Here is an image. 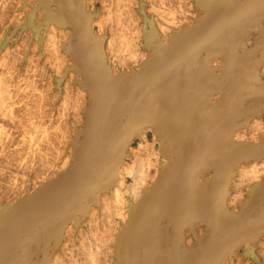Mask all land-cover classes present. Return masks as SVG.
<instances>
[{
    "label": "water",
    "instance_id": "obj_1",
    "mask_svg": "<svg viewBox=\"0 0 264 264\" xmlns=\"http://www.w3.org/2000/svg\"><path fill=\"white\" fill-rule=\"evenodd\" d=\"M33 1L21 29L37 43L50 27L70 32L61 51L71 65L55 82L59 89L72 73L86 108L66 170L0 207V264H49L69 225L81 228L116 185L131 145L143 142L147 130L159 144L156 175L128 205L115 264H228L235 258L264 264L255 247L264 238V176L245 189L238 212L226 205L239 168L264 160V139L233 140L264 116V0H193L192 25L167 42L147 4L137 0L147 57L116 74L107 64L105 36L93 31L98 12L86 11L87 0Z\"/></svg>",
    "mask_w": 264,
    "mask_h": 264
},
{
    "label": "rangeland",
    "instance_id": "obj_2",
    "mask_svg": "<svg viewBox=\"0 0 264 264\" xmlns=\"http://www.w3.org/2000/svg\"><path fill=\"white\" fill-rule=\"evenodd\" d=\"M32 1L33 0H5V1L0 0V110H1L0 131L1 132L3 131L2 133H0V141H2V144L0 142V207L14 205L24 195H26L27 193L35 192L38 189L39 185L55 179L59 173L66 170L70 162L69 156L71 154V148L69 147V143L71 141V137L74 135V127H79L82 123V117L80 112L83 109L82 107H84L83 105L85 100L81 99L79 96L80 94L79 91L81 92L83 91L77 88L73 84L72 81L73 74L70 73L69 75H67L68 78L63 83L64 85L62 84L59 89H57V85L55 82V79L63 78L65 68L71 65V62L68 59V57L61 51L62 44H66L68 38V36H65V34H63L65 33V30H58L54 27H50L51 29H49L46 33L45 32L41 33V38L43 39L39 44L37 43L36 39L33 37L31 31L27 29L25 30L21 29L26 22V14L29 13L34 8V1L33 2ZM100 1L102 0L86 1L87 12H91V13L98 12L99 14V16L97 15V18L93 21L94 33L97 36L105 35L106 41L112 39V37H113L112 41L116 40L117 37V41H114V43L120 40L119 45H121V43L122 45L124 43L126 44L128 43L127 45L129 47H130L129 44H132L134 38L136 39L137 37H139L141 44L139 53L141 54L139 53L138 54L145 55V59H146L147 54L146 52L143 51V42H142V32H143L142 19L139 17V15L136 12V10L138 9L137 0H126V2L128 1L126 3L127 6L126 4H124L125 0L124 2L123 0H118V2L116 0H106V1L103 0L102 4ZM108 1H110L111 4H114L116 2L117 6L116 3L113 6L110 5ZM143 1L145 4H147L146 12L148 16L154 19L156 26L159 25L168 28L164 41H167L166 39H168V36L171 33L177 32L179 31V29L190 26L193 23L192 19L196 17V13L193 11V5H192L193 0H143ZM106 6H108V8L110 7L109 11L108 8L106 9ZM121 10L123 12H121ZM109 12L111 14L108 15V18L110 17L108 20H110L111 18L113 19L109 21L110 23L107 22L106 25L102 26L103 24L101 22L102 18H105ZM128 13L130 14V16L128 15ZM113 15L116 19L113 17ZM159 15L161 18H159ZM119 18H124V19L126 18L125 19L126 21H123L124 19L120 20ZM130 19L134 20L133 21L134 23H131L132 21L130 22ZM188 21L190 23H187ZM115 22L116 23L118 22L117 25H115L116 24ZM38 23H40V14L37 15L35 26L36 25L38 26L39 25ZM116 26L119 27L116 28ZM137 26L139 29L137 28ZM131 28H133L132 31ZM111 30L112 32H110ZM122 30L124 31L122 32ZM116 31L121 34L118 35ZM47 34H49V36L52 37L53 40H55V42H58L59 56L61 58L64 56L62 58L63 60L62 63L67 61L65 62V66L63 63L62 65L63 68L57 72L54 69L50 68L49 62L47 60L46 46H45L47 41L46 39ZM122 35H124L125 37ZM119 37L120 39H118ZM122 38L126 40L124 41ZM33 42L34 44H32ZM126 44H124L125 46L123 45V47L128 49L129 47L128 46L126 47ZM105 48L106 47H104V53L106 56L107 64L111 67V71L113 72L115 71L114 73L112 72L113 74H116L117 70L121 72L126 71L127 73H129L131 69L138 68L145 61L144 60L139 62L138 58H137L138 60L132 58L133 60L132 59L127 60V62L125 61V63L123 64H120L117 61H115L116 65L120 64L119 66H115L114 64H112V62L115 60V58L113 57V53L112 52L109 53L110 50L109 51L108 49L105 50ZM125 48L123 49L121 46V49H123V51L125 50ZM31 62L34 64H32ZM8 75L10 76L9 78ZM4 80H6L5 83ZM2 85L3 87L1 88ZM1 90L2 93L5 92L6 90V94L4 93L2 94ZM21 93L24 95H22ZM2 96L8 98L7 99H5L4 97L1 98ZM75 99L78 101H76ZM8 104H10V106ZM3 105L4 107L1 108ZM1 113L3 114L1 115ZM3 115L6 116L3 117ZM259 120L260 121L262 120L261 122L264 123V118ZM76 122H78V124ZM36 126L37 129L35 128ZM34 128L35 130H32ZM37 133L40 135H38ZM246 134L247 135H245V141L242 142L260 143L264 139V136L261 137L260 140L254 139L253 132L251 133L250 137H249L250 133L248 131L246 132ZM148 143L152 144L153 142L151 141V139H149ZM150 148L152 149V151ZM148 150L149 153H151V155L149 154L150 156L148 158V160H150L151 162L150 164H152V168L149 172V181H151L154 177V173L156 172V166H157L156 161L158 160L157 145L153 143L152 146L148 148ZM129 152H131L132 157L125 161L126 162L125 164L127 165H131L136 159H138L139 157H145L146 155V154L145 155L141 154V150L139 149L138 144H134L132 149L129 150ZM66 157L68 159V164L64 165ZM62 162H64L63 165ZM252 164L253 163H251L250 165ZM250 165L248 164L247 166L246 165L244 166L249 167ZM263 168L264 167H262L261 170ZM263 176L264 174L260 176L257 182ZM235 180L232 182L230 187V195L232 194V196L238 195V193L236 194L235 189L231 190V188L233 187L232 185L236 184ZM257 182L254 183L252 182L251 184H247V186L244 187L242 196L239 199L238 203L233 207L234 209L232 207H228V202L229 199L231 198V196L229 195L226 204L228 210L231 212H238L239 205L245 199V189L254 185ZM126 183L127 184L130 183L129 178H127ZM111 190L104 193V195L108 194ZM129 204H133V203H129ZM84 226L87 229L85 230L84 227L82 226L81 228L76 230V234L70 231L67 232V242L69 240L68 237H70V239H74L75 237L76 238L80 237L79 233H86V231L89 230L88 228L89 226L87 224ZM255 247H256L257 256L259 257L261 262L264 263V244L260 245L259 242ZM237 254H242V251H239ZM228 264H253V263L250 260H245L243 258H235Z\"/></svg>",
    "mask_w": 264,
    "mask_h": 264
},
{
    "label": "bare ground",
    "instance_id": "obj_3",
    "mask_svg": "<svg viewBox=\"0 0 264 264\" xmlns=\"http://www.w3.org/2000/svg\"><path fill=\"white\" fill-rule=\"evenodd\" d=\"M5 1V0H4ZM103 1V0H102ZM102 1L101 4H102ZM106 1V0H105ZM118 2V0H116ZM26 2V1H25ZM33 2V1H32ZM31 2V3H32ZM110 3V1H108ZM124 2V0H123ZM128 2V1H127ZM126 0H125V3H127ZM134 2V1H133ZM152 2V1H151ZM155 2V1H154ZM107 3V2H106ZM116 3V2H115ZM114 4H111L110 5H115ZM108 4V3H107ZM123 4V3H122ZM103 5H104V2H103ZM109 5V4H108ZM119 5V4H118ZM130 5V4H129ZM6 6V5H5ZM101 6V5H100ZM111 6V7H112ZM116 6H117V3H116ZM127 6V4H126ZM158 6V5H157ZM27 7V6H26ZM121 7V6H120ZM155 7V6H154ZM108 8V6H106V9ZM110 8V7H109ZM108 8V11L110 10ZM115 8V7H114ZM125 8V7H124ZM87 9V8H86ZM117 9V8H116ZM123 9V8H122ZM118 10V9H117ZM131 10V9H130ZM152 10V9H151ZM156 10V9H155ZM87 11V10H86ZM99 11V10H98ZM157 11V10H156ZM28 12V11H27ZM106 12V10H105ZM121 12H123L121 10ZM166 12V11H165ZM115 13V11H114ZM126 13V12H125ZM111 13L109 12L107 14V19L106 17L105 18H102V26L106 25L107 22L110 23L109 21L112 20L113 18H111L110 20H108V15H110ZM119 14V13H118ZM117 14V15H118ZM121 14V13H120ZM159 14V13H158ZM163 14V12H162ZM172 14V13H170ZM169 14V15H170ZM193 14V13H192ZM4 15V14H3ZM101 15V14H100ZM116 15V16H117ZM125 15V14H124ZM128 15L130 16V14L128 13ZM99 16V14H98ZM104 16V15H103ZM119 16V15H118ZM117 16V17H118ZM121 16V15H120ZM126 16V15H125ZM166 16V15H165ZM114 17V15H113ZM123 17V16H122ZM194 17V16H193ZM97 18V17H96ZM115 18V17H114ZM131 18V17H130ZM159 18L160 15H159ZM171 18V17H170ZM195 18V17H194ZM193 18V19H194ZM10 19V18H9ZM116 19V18H115ZM120 20L121 19H124V18H119ZM126 19V18H125ZM123 20V21H126V20ZM164 19V18H163ZM193 19H192V22H193ZM100 20V19H99ZM18 21V20H17ZM114 21V20H113ZM112 21V22H113ZM128 21V19H127ZM132 21V22H131ZM134 20H131L130 19V22L131 23H134L133 22ZM136 21V20H135ZM139 21V20H138ZM169 21V20H168ZM176 21V20H175ZM186 21V20H185ZM119 22V21H118ZM117 22V23H118ZM164 22V21H163ZM191 22V23H192ZM116 23V22H115ZM117 23L115 25H117ZM129 23V22H128ZM130 23V24H131ZM158 23V22H157ZM187 23H190L189 21ZM39 24V23H38ZM114 24V23H113ZM121 24V22H120ZM168 24V23H167ZM123 25V24H122ZM127 25V23H126ZM181 25V24H180ZM192 25V24H191ZM190 25V26H191ZM37 26V25H36ZM125 26V25H124ZM168 26V25H167ZM14 27V26H13ZM119 27V26H116V28ZM132 27V26H131ZM135 27V25H134ZM158 31H159V34L161 36V40L163 42H167L169 40V36H168V39H166L167 41H164L165 40V35L167 33V29L168 28H165L163 26H159L157 25L156 26ZM122 28V27H121ZM127 28V27H125ZM138 28V26H137ZM14 29V28H13ZM51 29V28H49ZM104 29V27H103ZM112 29V28H111ZM133 28H131V31H132ZM139 29V28H138ZM171 29V28H170ZM53 30V29H52ZM94 30V29H93ZM115 30V29H114ZM118 30H121V29H118ZM180 30V29H179ZM8 31V30H7ZM13 31V30H12ZM124 30H122L123 32ZM127 31V30H126ZM125 31V33H126ZM129 31V30H128ZM112 32V30L110 31ZM115 32V31H113ZM117 32V31H116ZM134 32V31H133ZM136 32V31H135ZM19 33V32H18ZM29 33V32H28ZM63 33V32H62ZM98 33V32H97ZM102 33V32H101ZM124 33V34H125ZM21 34V33H20ZM61 34V33H60ZM59 34V36H60ZM65 36H69L70 35V32L69 31H65ZM117 34H121L119 32H117ZM116 34V35H117ZM139 34V33H138ZM143 34V32H142ZM8 35V34H7ZM26 35V34H25ZM112 35V34H111ZM110 35V37H111ZM130 35V34H129ZM63 36V35H62ZM105 36V35H103ZM124 36V35H122ZM127 36V34H126ZM133 36V35H132ZM131 36V37H132ZM138 36V35H136ZM7 37V36H6ZM5 37V38H6ZM54 37V36H53ZM125 37V36H124ZM129 37V36H128ZM135 37V36H134ZM14 38V37H13ZM106 38V37H105ZM133 38V37H132ZM131 38V39H132ZM43 39V38H42ZM47 41H46V54H47V60L49 62V65H50V68L51 69H54L56 72L59 71L60 69H62V65L64 63V66H65V62L62 63V58L64 57H60L59 56V53H58V49H59V44L58 42H55V40H53L52 37L49 36V34H47V37H46ZM55 39V38H54ZM62 39V38H61ZM64 39V38H63ZM113 39V37H112ZM112 39L106 41L105 39V42H104V47L105 50L108 49L109 53L112 52L113 53V57L115 58V60L112 62V64H114L115 66H119L120 64H123L125 63V61L127 62V60H131L132 58L133 59H139V62L141 61H144L145 60V55H139L141 53H139V50H140V40H139V37H137L136 39L134 38L132 44H129L130 47L126 44V47L128 46L129 48H125L123 47L122 43L121 45H119V42L120 40H118V42H115L114 41H117V37H116V40H113ZM120 39V37L118 38ZM124 40V38H122ZM121 39V40H122ZM128 39V38H127ZM130 39V40H131ZM5 40V39H4ZM126 40V39H125ZM124 40V41H125ZM26 41V40H25ZM57 41V40H56ZM129 42V41H128ZM11 43V42H10ZM114 43V44H113ZM130 43V42H129ZM249 43V42H248ZM34 44V42L32 43ZM40 44V43H39ZM2 46V45H1ZM5 46V45H4ZM121 46L122 48L125 50L123 51V49H121ZM125 46V45H124ZM32 47V46H31ZM35 47V46H34ZM18 48V47H17ZM45 48V47H44ZM28 51V50H27ZM40 51V50H39ZM18 53V51H17ZM27 53V52H26ZM108 53V55H109ZM126 53V54H125ZM139 53V54H138ZM11 55V54H10ZM107 55V56H108ZM15 56V55H14ZM136 56V58H135ZM38 58V57H37ZM132 59V60H133ZM137 59V60H138ZM5 60V59H4ZM115 61H117L118 63H120L119 65H116ZM23 62V61H22ZM135 62V61H134ZM5 63V62H4ZM32 63V62H31ZM34 64V63H32ZM28 65V64H27ZM42 65V64H41ZM125 65V64H124ZM69 66V65H68ZM6 67V66H5ZM27 67V66H26ZM25 68V67H24ZM8 69V68H7ZM14 69V68H13ZM37 69V68H36ZM113 69V68H112ZM264 69V68H263ZM263 71V70H262ZM55 72V74H56ZM113 72V71H112ZM115 72V71H114ZM113 72V73H114ZM126 72V71H125ZM3 73V72H2ZM60 73V72H58ZM262 73V72H261ZM62 74V73H61ZM264 74V73H263ZM3 76V75H2ZM1 76V77H2ZM49 76V75H48ZM60 76V75H59ZM261 76V75H260ZM10 76L8 75V78ZM6 78V79H8ZM12 78V77H11ZM71 78V77H70ZM5 79V78H3ZM54 79V78H53ZM6 80H4V83H5ZM68 81V80H67ZM8 83V82H7ZM6 83V85H7ZM12 83V82H11ZM64 85V84H63ZM72 85V84H71ZM5 86V85H4ZM9 86V85H8ZM66 86V84H65ZM3 87V85L1 86V88ZM6 87V86H5ZM18 87V86H17ZM26 87V86H25ZM16 88V87H14ZM50 88V87H49ZM62 88V87H61ZM78 88V87H77ZM5 89V88H4ZM28 89V88H27ZM55 89V88H54ZM3 90V89H2ZM2 90H1V93H2ZM20 90V89H19ZM15 91V90H14ZM18 91V90H17ZM38 91V90H37ZM69 91V89H68ZM64 92V91H63ZM66 92V91H65ZM4 94H6V90L5 92H3ZM2 93V94H3ZM38 93V92H37ZM79 96L81 99L85 100L84 101V107H82L83 109L86 108V93L85 92H81L79 91ZM1 94V95H2ZM9 94V93H8ZM22 94V93H21ZM17 95V94H16ZM24 95V94H22ZM40 95V94H39ZM9 96V95H7ZM6 96V97H7ZM78 96V94H77ZM4 96H2L1 98H3ZM17 97V96H16ZM34 97V96H33ZM40 97V96H38ZM5 98V97H4ZM8 98V97H7ZM5 98V99H7ZM10 98V97H9ZM13 98V97H11ZM20 98V97H19ZM39 99V98H38ZM37 99V100H38ZM67 99V98H66ZM3 100V99H2ZM11 100V99H10ZM76 100V99H75ZM81 100V101H83ZM8 101V100H7ZM23 101V100H21ZM65 101V100H64ZM63 101V102H64ZM78 101V100H76ZM10 102V101H9ZM18 102V101H17ZM13 103V102H11ZM21 103V102H20ZM3 104V103H2ZM6 104V103H5ZM64 104V103H63ZM62 104V105H63ZM83 104V103H82ZM10 106V104H8ZM14 105V104H13ZM60 106V105H59ZM4 105L1 107L3 108ZM13 107V106H12ZM11 107V108H12ZM66 107V106H64ZM75 107V106H74ZM78 107V106H77ZM81 107V106H80ZM82 109V110H83ZM5 110V109H4ZM71 110V109H70ZM81 110V111H82ZM1 111V110H0ZM3 111V110H2ZM11 111V110H10ZM7 112V111H6ZM5 112V113H6ZM12 112V111H11ZM41 112V111H40ZM77 112V111H76ZM38 113V112H37ZM3 113H1L2 115ZM36 114V113H35ZM40 114V113H39ZM6 116V115H5ZM3 115V117H5ZM11 116V115H10ZM37 116V115H36ZM11 118V117H9ZM72 119V118H71ZM259 119H254L252 120L248 127L243 129V130H240L238 132L235 133L234 137H233V140L235 142H242V141H245V135L246 132L248 131L250 133L249 137L251 136V133L253 132L255 134H253V138L254 139H261V137L264 136V123H262L260 120L258 121ZM11 121V120H10ZM42 121V120H41ZM78 124V122H76ZM36 125V124H35ZM40 125V124H39ZM33 126V125H32ZM31 126V128H32ZM37 129V126L35 127ZM32 129V130H35ZM40 128V127H39ZM42 128V127H41ZM42 130V129H41ZM245 130V131H244ZM3 132V131H2ZM0 131V133H2ZM33 132V131H32ZM35 132V131H34ZM38 132V131H37ZM35 134V133H34ZM38 134V133H37ZM40 135V134H38ZM66 135V134H65ZM35 137V136H34ZM38 138V137H37ZM2 139V138H1ZM30 139V138H29ZM67 139V138H66ZM247 139V138H246ZM251 139V138H250ZM37 140V139H36ZM68 140V139H67ZM256 140V141H257ZM31 141V140H30ZM255 141V140H254ZM1 144H2V141H0ZM33 142V141H32ZM156 142V141H155ZM154 142V143H155ZM259 142V141H258ZM34 144V143H33ZM38 144V143H37ZM153 144V143H152ZM152 144H147V143H144V144H140L139 145V149L141 150V154H146L145 157H139L138 159H136L131 165H127L125 164L124 166H122L119 171H118V179H117V182H116V185L112 188V190L106 194V195H101V197L99 198V201H98V204L96 207H93L90 211V213L88 214V216L86 217L85 221H83V227L84 229L86 230L87 228L84 226V225H88L89 227V230L86 231V233H79L80 234V237H75L74 239H70L68 240L67 242V232H73L74 234H76V229L73 228L72 225H69V227L67 228V231L65 233V240L64 242H62V244L60 245V247L58 248V250L55 252V254H53L49 264H115V241H116V238H117V234L122 231L123 229V225L127 222V219L129 217L128 215V205L129 203H133L135 204L136 202H138L143 194V191L145 189H147V187L149 186V183L150 182H153L154 178H155V175H156V172L154 173V177L151 181H149V172L152 168V164H150V160H148L149 156L151 155V153H149V150L148 148L150 146H152ZM64 145V144H63ZM157 145V144H156ZM32 146V145H31ZM38 146V145H37ZM132 146V145H131ZM159 146V145H158ZM33 147V146H32ZM34 148V147H33ZM151 149V148H150ZM131 150V149H129ZM37 151V149H36ZM68 151V150H67ZM152 151V149H151ZM66 153V152H65ZM68 153V152H67ZM131 153V152H130ZM153 153V152H152ZM150 154V155H149ZM139 155V154H138ZM31 157V156H30ZM157 162V161H156ZM64 162H62V165H63ZM126 163V162H125ZM68 164V159L66 157L65 159V163L64 165ZM251 163H249L250 165ZM264 160L261 161V163L259 164H256V163H253L252 165H250L249 167H240L239 170L236 172V184L232 185L233 187L231 188V190H236V194L238 193V195H235V196H232V194L230 195L231 198L229 199V202H228V207H234L239 199L241 198L242 196V193H243V189L245 186H247V184H251L252 182H257V180L260 178L261 175L264 174V168L261 170L262 167H264ZM248 165V164H247ZM246 165V166H247ZM63 167V166H61ZM60 168V167H59ZM63 169V168H62ZM60 170V169H59ZM58 172V171H57ZM53 174V173H52ZM52 176V175H51ZM54 176V175H53ZM49 177V176H48ZM47 178V177H46ZM127 178L130 179V183L127 184L126 183V180ZM44 179V178H43ZM42 179V180H43ZM26 185V184H25ZM24 185V186H25ZM38 187V186H37ZM33 189V188H32ZM30 191V190H29ZM33 191V190H32ZM129 202V203H127ZM9 203V202H8ZM234 209V208H233ZM165 224L164 222L161 223V228L164 229L165 227ZM119 227V228H118ZM84 230V231H85ZM69 235V234H68ZM73 238V237H71ZM188 244H190V241L188 240L187 241ZM243 263V262H242Z\"/></svg>",
    "mask_w": 264,
    "mask_h": 264
},
{
    "label": "crops",
    "instance_id": "obj_4",
    "mask_svg": "<svg viewBox=\"0 0 264 264\" xmlns=\"http://www.w3.org/2000/svg\"><path fill=\"white\" fill-rule=\"evenodd\" d=\"M247 45L249 46L250 45V43H247ZM216 65V64H215ZM264 66L259 70V76L262 78V79H264ZM263 70V71H262ZM262 72V73H261ZM264 118V116L261 118V119H263ZM142 139H143V142H140V141H135L133 144H132V146L130 147V149H132V147H133V145L134 144H138V146H139V144H144V143H147V144H149L148 143V141H149V139H151V141L154 143L155 142V137H154V135L152 134V132H151V130H147L145 133H144V135H143V137H142ZM155 144H157V152H158V150H159V144L157 143V142H155ZM242 167V166H241ZM236 178V177H235ZM264 244V238L260 241V245H263Z\"/></svg>",
    "mask_w": 264,
    "mask_h": 264
}]
</instances>
